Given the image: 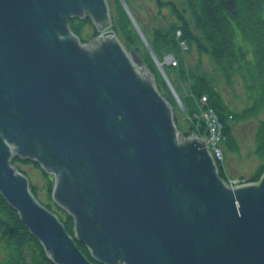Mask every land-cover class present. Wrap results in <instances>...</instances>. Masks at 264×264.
<instances>
[{"label":"water","instance_id":"obj_1","mask_svg":"<svg viewBox=\"0 0 264 264\" xmlns=\"http://www.w3.org/2000/svg\"><path fill=\"white\" fill-rule=\"evenodd\" d=\"M111 27L107 0H0V195L53 264H264V172L226 182ZM14 159L53 177L72 235Z\"/></svg>","mask_w":264,"mask_h":264},{"label":"trees","instance_id":"obj_2","mask_svg":"<svg viewBox=\"0 0 264 264\" xmlns=\"http://www.w3.org/2000/svg\"><path fill=\"white\" fill-rule=\"evenodd\" d=\"M156 2L160 8L168 9L174 21L167 23L166 26L152 28L148 42L159 59L169 54L175 57L176 64L171 67L175 70L176 80L179 84L187 82L186 95L180 97L186 106L188 118L194 117L203 110H212L218 122L222 124L225 136L224 152L225 150L238 152L232 126L255 119L264 111V17L262 15L264 0H186L190 21L172 1L156 0ZM118 8L119 13L114 12V16L111 14V30L126 49L137 51V43L140 40L122 7L118 5ZM69 26L81 42L88 41L89 36L84 35L83 32L85 27H91L88 19L71 20ZM92 34L97 35L95 29H92ZM191 45L195 46L199 54L204 53L210 57L227 84H231L235 74H240L247 90V104L243 108L233 110L226 104L215 85L214 78L208 72L200 69L199 66L195 70L185 67L182 46H187L188 50ZM141 60L153 75L158 90L174 110L175 104L169 92L164 91V82L157 75L147 52ZM171 83L177 90L173 79ZM202 98H205L204 102H201ZM174 119L178 130L183 131V135H205V127L201 121L197 122L195 118H190L187 133L178 120L175 117ZM254 143L255 155L259 160H263L264 118L257 122ZM12 164L25 175L26 173L19 167L21 164H30L39 169L29 161L14 159ZM218 167L220 176L227 182L229 178L222 163H218ZM263 172L264 162H261L242 182H256ZM42 173L47 181V199L46 202H40L58 216L66 232L72 235L73 220L51 200L53 178ZM30 188L37 198L36 186L30 183ZM76 245L83 255L89 258L86 247L78 242ZM0 264H52L39 242L30 235L17 212L1 195Z\"/></svg>","mask_w":264,"mask_h":264},{"label":"rangeland","instance_id":"obj_3","mask_svg":"<svg viewBox=\"0 0 264 264\" xmlns=\"http://www.w3.org/2000/svg\"><path fill=\"white\" fill-rule=\"evenodd\" d=\"M109 3V8L112 9L110 13L112 16L115 13H119L118 5L122 7L126 16L129 18L131 25L139 38V42L137 43V51H135L138 56L145 57L146 52L148 53L155 70L157 71V75L163 80L164 82V91L169 92L173 103L175 104V108L173 110L174 117L178 120V123L181 125L182 129L187 132L188 129V122L191 120L190 118H195L197 122H200V113L196 114L198 117H190L188 118L186 106L184 105L180 95H186L187 91V82L178 83L176 78L175 70L172 68L174 65L173 61L168 60V55L164 56L162 59H159L155 53L154 57L156 58L157 62L161 63L162 70L166 75L167 79L169 80L171 86V80H174V84L177 86V90L173 87L179 102L176 100L175 96L171 92L169 86L165 82L164 78L162 77L161 72L158 69L157 63L152 58L151 54L147 51L146 47L144 46L136 28L132 24L130 17L128 16L127 12L124 9L121 0H107ZM126 4V7L130 11L133 19L139 25L142 34L144 35L147 42L150 40L151 37V29L156 27L166 26L167 23H172L174 21V17L168 11L167 8L159 7L156 0H123ZM161 1H172L176 4L177 8L180 11L184 12L185 17L190 21V17L186 8V0H161ZM115 12V13H114ZM263 17H264V8H263ZM112 20V19H111ZM84 35L89 36L87 39L88 41L94 37L92 34L91 27H85ZM196 32V31H195ZM97 35L99 34L96 32ZM96 35V36H97ZM91 36V37H90ZM86 38V37H85ZM149 44V42H148ZM183 54L182 58L185 60V67L191 68L193 70L197 69L198 66L200 69L208 72L215 81V85L219 90L220 94L223 97V100L226 104L233 110H240L247 104V90L245 83L243 82L242 77L239 73L235 74L232 78L231 84H227L224 80V77L220 73V70L213 64L210 57L204 53L199 54L197 49L194 45H191L187 50V46H182ZM129 51V49H127ZM143 63V62H142ZM172 66V67H171ZM178 91V92H177ZM165 98V97H164ZM173 109V108H172ZM200 116V117H199ZM264 118V111L255 119H251L246 122L234 124L232 126L233 135L235 140L238 144V152H229L225 150L223 154V167L226 172L227 177L230 180L231 184L243 183L242 180L246 179L250 173H252L255 168L258 166L259 163L264 162L263 160H259L254 153L255 143H254V134L256 125L259 119ZM189 119V120H188ZM202 122V121H201ZM183 134V131H179ZM188 133V132H187ZM205 135H209V131L205 128ZM191 137L192 135H185V137ZM222 137L225 138L224 134ZM225 139H220L219 147L220 149H225L224 146ZM211 144L208 145L209 151L211 150L212 153V146ZM20 169H22L29 180V183L33 184L37 188V200L40 202H46V195H47V188H46V178L43 173L39 170L34 168L30 164H21ZM258 181V180H257ZM234 184V185H235ZM40 202V203H41ZM42 204V203H41ZM25 225V224H24ZM27 228V227H26ZM28 229V228H27ZM53 264V263H52Z\"/></svg>","mask_w":264,"mask_h":264},{"label":"built area","instance_id":"obj_4","mask_svg":"<svg viewBox=\"0 0 264 264\" xmlns=\"http://www.w3.org/2000/svg\"><path fill=\"white\" fill-rule=\"evenodd\" d=\"M210 111H211L210 113H207L208 111H205L206 112L205 117L203 116V113H204L203 112L202 113V119L205 122L207 130L209 131V135H207V138H208L207 142L209 144H211L210 146H212V151H213V153L216 154L217 150L220 151V148H219L220 139H224V137H222L221 124L218 122V120L215 116V113L212 110H210ZM212 127H215V128L212 130L211 129ZM218 157L221 159L220 153H219Z\"/></svg>","mask_w":264,"mask_h":264},{"label":"bare ground","instance_id":"obj_5","mask_svg":"<svg viewBox=\"0 0 264 264\" xmlns=\"http://www.w3.org/2000/svg\"><path fill=\"white\" fill-rule=\"evenodd\" d=\"M90 26H91V28L92 29H94V27L92 26V24L90 23ZM94 37H92V38H95L96 36L95 35H93ZM91 38V39H92ZM90 39V40H91ZM89 40V41H90ZM81 41V40H80ZM205 111H208L207 113H210L211 111L209 110V109H207V110H203L201 113H200V120L202 121V124H203V126L206 128V125H205V122L203 121V119H202V113H203V116L205 117V114H206V112ZM209 116V115H208ZM221 124V123H220ZM221 127H222V124H221ZM215 127H212L211 129L213 130ZM207 129V128H206ZM208 131V130H207ZM221 132H222V135H223V128H222V130H221ZM195 136H198V135H195ZM187 137V136H186ZM189 137V136H188ZM199 138H201V139H204L205 140V142H206V144H207V147H208V145H209V143L207 142L208 140V138H207V136L206 135H204V136H198ZM220 148V147H219ZM221 151V152H220ZM220 151L219 150H217V152H216V154L215 153H213V151H212V153H211V150L209 151L210 153H211V155L213 156V158H215L216 159V161L218 162V163H222V157H223V154H224V150L223 149H220ZM219 153H220V157H221V159L218 157V155H219ZM217 157V158H216ZM22 162H26V161H22ZM222 165H223V163H222ZM37 166V165H36ZM39 170H40V168H39ZM41 171V170H40ZM41 172H43V171H41ZM49 175V174H48ZM53 178V177H52ZM230 185H233V184H231L230 183V180H228L227 181ZM53 202V201H52ZM54 204V203H53ZM55 205V204H54ZM45 206V205H44ZM56 206V205H55ZM50 210V209H49ZM81 252V251H80Z\"/></svg>","mask_w":264,"mask_h":264}]
</instances>
